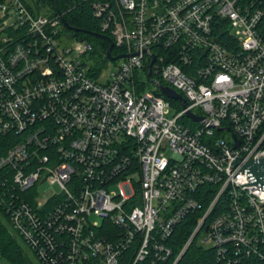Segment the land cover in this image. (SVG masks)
I'll return each instance as SVG.
<instances>
[{
  "label": "built area",
  "instance_id": "2783aa9c",
  "mask_svg": "<svg viewBox=\"0 0 264 264\" xmlns=\"http://www.w3.org/2000/svg\"><path fill=\"white\" fill-rule=\"evenodd\" d=\"M263 3L98 2L99 34L125 55L103 76L89 42L61 43L58 14L0 2V134L18 135L0 209L40 264H122L129 248L126 264H166L189 213L173 264L196 235L221 264H264V189L242 173L264 156ZM44 182L60 191L41 201Z\"/></svg>",
  "mask_w": 264,
  "mask_h": 264
},
{
  "label": "trees",
  "instance_id": "16d2710c",
  "mask_svg": "<svg viewBox=\"0 0 264 264\" xmlns=\"http://www.w3.org/2000/svg\"><path fill=\"white\" fill-rule=\"evenodd\" d=\"M3 0H0L2 2ZM23 3L35 14H46L48 16H56L59 10L66 22L73 27L83 29L85 31H74L67 29L61 24V34L72 39H84L92 45L89 56L102 66L107 63L106 50L109 42L98 35L99 34V18L95 14V4L110 0H22ZM264 8V3L262 5ZM69 35H71L69 37ZM222 41V38H219ZM118 48L112 47L111 53H116ZM165 97V96H164ZM166 98V97H165ZM168 99V98H167ZM170 104L176 109L181 108L179 100L168 99ZM183 121L188 119L183 117ZM18 135H2L0 134V155L4 154L8 146L17 141ZM11 173L6 170H0V179ZM200 213H189L183 217L173 228L171 235L166 239V245L171 249V253L166 264H173L174 260L180 253L183 245L190 237L197 223V217ZM110 229H115L110 225ZM18 236V235H17ZM11 232L9 222L0 209V252L12 260L14 264H34L23 250L18 237ZM22 240V239H21ZM23 242V240H22ZM24 243V242H23ZM132 248L125 250L122 254L123 263L126 264L132 258ZM39 262V261H38ZM222 258L214 251L213 248L204 246L198 238L194 236L187 248L181 254L176 264H221ZM40 263V262H39ZM231 264H261V259L254 255L244 258L241 261H231Z\"/></svg>",
  "mask_w": 264,
  "mask_h": 264
},
{
  "label": "water",
  "instance_id": "95a60500",
  "mask_svg": "<svg viewBox=\"0 0 264 264\" xmlns=\"http://www.w3.org/2000/svg\"><path fill=\"white\" fill-rule=\"evenodd\" d=\"M58 15L60 16V21L67 29L74 30V31H85L83 29H79L73 26H70L66 20L64 19L62 13L57 10ZM87 32V31H85ZM93 35H98L100 37L105 38L109 42V46L106 50V56L109 60H115L117 58H120L122 56H125L123 54H119L116 56L111 55V48H112V41L109 37L93 33ZM71 35H69L70 37ZM154 59V56H153ZM160 91L169 99L173 100H179L182 104V107H185V99L181 94H179L177 91H175L173 88L166 86V85H160L159 87ZM187 117L193 119V120H199V117L194 115L190 110L186 111ZM234 137V136H233ZM242 173L245 177V179L250 182L251 184L258 185L264 189V156L260 158H256L255 160L252 159V157L246 162V164L242 168Z\"/></svg>",
  "mask_w": 264,
  "mask_h": 264
},
{
  "label": "rangeland",
  "instance_id": "374dc122",
  "mask_svg": "<svg viewBox=\"0 0 264 264\" xmlns=\"http://www.w3.org/2000/svg\"><path fill=\"white\" fill-rule=\"evenodd\" d=\"M60 40L62 44H68L72 41H74V39L72 38H68L65 35H60ZM114 63L112 61H107L105 67H104V75L103 76H107L109 71L112 69V67H114ZM144 79L146 80V77L144 76ZM146 82V81H145ZM169 114L172 115L175 112V108H170L169 110ZM59 188L56 185H49L48 183H43L41 184L36 192H37V199L41 200V201H45L47 200L51 195L59 192ZM11 228V227H10ZM11 232L13 234H15L17 236V234L12 230L11 228ZM18 237V236H17ZM19 242L23 248V250L25 251V253L28 255V257L30 258V260L34 263V264H40L37 259L35 258L34 254L31 252V250H29L27 248V246L22 242V240L18 237ZM207 247L209 246V244H205ZM0 264H14L12 262V260L10 258H8L7 256L1 254L0 252Z\"/></svg>",
  "mask_w": 264,
  "mask_h": 264
}]
</instances>
